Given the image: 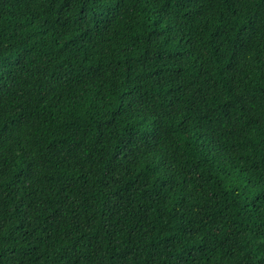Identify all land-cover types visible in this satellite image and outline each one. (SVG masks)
<instances>
[{
  "label": "trees",
  "instance_id": "16d2710c",
  "mask_svg": "<svg viewBox=\"0 0 264 264\" xmlns=\"http://www.w3.org/2000/svg\"><path fill=\"white\" fill-rule=\"evenodd\" d=\"M0 264H264V0H0Z\"/></svg>",
  "mask_w": 264,
  "mask_h": 264
}]
</instances>
